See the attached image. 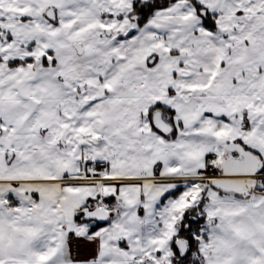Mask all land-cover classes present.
I'll return each mask as SVG.
<instances>
[{"label": "snow or ice", "instance_id": "1", "mask_svg": "<svg viewBox=\"0 0 264 264\" xmlns=\"http://www.w3.org/2000/svg\"><path fill=\"white\" fill-rule=\"evenodd\" d=\"M0 264H264V0H0Z\"/></svg>", "mask_w": 264, "mask_h": 264}]
</instances>
